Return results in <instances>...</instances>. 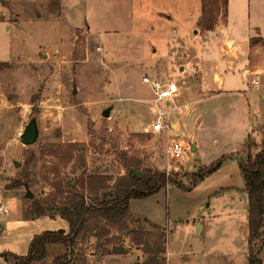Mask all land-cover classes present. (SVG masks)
Segmentation results:
<instances>
[{
	"label": "rangeland",
	"instance_id": "374dc122",
	"mask_svg": "<svg viewBox=\"0 0 264 264\" xmlns=\"http://www.w3.org/2000/svg\"><path fill=\"white\" fill-rule=\"evenodd\" d=\"M132 2L130 13L129 3L124 8L117 0H0V199L8 208L0 218V264H13L4 253L25 256L35 235L68 231L56 214L32 216V199L58 206L66 183L80 191L87 175L115 179L126 173L128 159L142 169L169 166V174L187 185L190 173L221 156L227 159L189 191L169 184L130 200L126 229L110 225L109 243L88 235L68 250L60 245L56 254L69 253V264H142L147 256L127 233L159 229L165 253L158 264H248L247 220L241 216L247 200L238 161L246 160L248 142L251 157L264 149V105L254 113L250 99L256 86L246 84L244 69L237 66L223 75V94L200 92L203 61L217 58L220 42L199 26L200 0ZM229 3L227 19L240 25L233 34L244 38L241 28L250 27V36H257L264 0ZM256 57L250 52L245 68L255 65ZM143 74L184 82L170 117L171 132L190 148L184 165L165 159L164 133L147 131L151 92L141 82ZM32 118L38 135L32 145H23L20 135ZM243 133L242 148L234 146ZM68 143L74 149L64 164L54 149ZM25 186L32 198L24 196ZM85 196L89 202L91 196ZM196 209L199 217L192 216ZM201 215L208 219L197 236L191 224ZM118 249L123 252L112 253ZM43 259L31 264H49V256Z\"/></svg>",
	"mask_w": 264,
	"mask_h": 264
},
{
	"label": "trees",
	"instance_id": "16d2710c",
	"mask_svg": "<svg viewBox=\"0 0 264 264\" xmlns=\"http://www.w3.org/2000/svg\"><path fill=\"white\" fill-rule=\"evenodd\" d=\"M227 0H200L201 30H211L217 23V19ZM224 5V6H222ZM260 39H249V45L259 44ZM64 150L60 152L61 147ZM250 142L246 147V160L238 161L247 194V228H248V264H256L255 258L258 245L264 236V149L258 151L253 157L249 153ZM74 149L73 143L56 145L54 152L64 164L71 160ZM227 156H221L208 167L200 168L189 174V183L185 185L175 176L161 170L142 169L139 161L128 159L126 168L141 172V178L133 173L117 176L115 179L103 174H90L82 178L80 191L70 187L66 183L64 189H59L60 195H64L63 201L56 206L48 199H32L30 213L32 216H54L55 214L66 220L68 231H45L35 235L29 245L25 256H16L9 253L1 254L5 259L11 258L13 264H31L46 256V249L50 245H62L65 249L82 243L88 235L96 240L105 239L109 243L108 227L118 224L122 232L126 229L125 217L129 214V202L132 199H144L169 184L177 186L183 191H189L199 180L216 170ZM113 180V181H112ZM112 181L109 185L108 182ZM85 194L91 196L87 202ZM127 236L135 245H141V250L147 256L142 264H158L160 255L165 253V233L154 229L130 230ZM118 249L112 253H121ZM69 253L58 254L52 264H69Z\"/></svg>",
	"mask_w": 264,
	"mask_h": 264
},
{
	"label": "crops",
	"instance_id": "0c3cea01",
	"mask_svg": "<svg viewBox=\"0 0 264 264\" xmlns=\"http://www.w3.org/2000/svg\"><path fill=\"white\" fill-rule=\"evenodd\" d=\"M120 6V3L124 5V8L127 7V4L129 3V11L131 13V6H132V0H117ZM228 4L229 0L226 2V7H225V15L222 16V13H220L217 23L215 26L211 29L208 30V33L215 36V38L220 41L217 47V58L214 60H204L203 61V77L200 83V92L203 94H206L207 92L211 90H215L216 92H220L219 94H223V85H224V74H230L233 73V70L237 67L240 66L239 69L241 68V72L245 68V64H247L248 61V54L255 53L256 54V59L257 63L255 65L251 66L250 68H255L258 75L256 78L259 81V84L256 85V88H254L253 91H256V94H252L250 99L252 102L256 105V108L254 109V113H257L262 109L264 103H262V96L264 95V38L261 36V33L264 31L263 25H264V20L261 22V25L255 26L254 29H257V36H250L249 30L250 27H242L241 29H245L244 38H238L235 34H233V30L235 27L240 26L238 25L237 21H235L234 25H231L230 21L227 19V14H228ZM159 14L164 15L162 12L157 11ZM131 22V21H130ZM240 30V27L237 28ZM248 31V32H246ZM250 38H258L260 39V43L256 44L252 47L249 45V39ZM178 48V54L183 51V46H179ZM189 50L192 49H185V52H188ZM206 54H211L209 50H206ZM243 78V72L241 74ZM252 113V114H254ZM244 137L245 133L242 134L240 137L241 142L234 143V146H238L240 143V147L242 148L244 144ZM198 143V142H197ZM193 143L192 146H194V150L196 151L199 148V144ZM243 188V187H242ZM241 187L236 188L237 190H242ZM246 200H247V194H246ZM208 202L205 206H208ZM211 205L209 206V208ZM198 208V206H197ZM208 208V207H206ZM204 209V208H202ZM197 210V209H196ZM210 212V211H209ZM199 217L198 210L192 214V216ZM209 216L214 215L211 214V212L208 214ZM242 218L246 220L247 218V213L242 212L241 213ZM208 219V217H205L203 215L200 216L199 218H194L193 222L191 224V230L192 226H199V231L197 229V236H199L202 233V230L204 229V223ZM185 226L188 227V223H185ZM248 232V228H247ZM264 239V236H263ZM60 247V245H50L46 249V256L44 257V261L48 259V256L50 257L49 259V264H52V261L54 257H56L58 254H56L57 249ZM167 250V248H166ZM49 251V252H48ZM255 258L258 261L256 264H264V242L262 241L257 248V251L255 253ZM40 262H44V261Z\"/></svg>",
	"mask_w": 264,
	"mask_h": 264
},
{
	"label": "built area",
	"instance_id": "2783aa9c",
	"mask_svg": "<svg viewBox=\"0 0 264 264\" xmlns=\"http://www.w3.org/2000/svg\"><path fill=\"white\" fill-rule=\"evenodd\" d=\"M258 75L255 68H246L243 70V78L248 86L258 85L259 81L256 78ZM142 84L146 85L151 97L148 100V108L151 118L148 124L147 131L152 133H164L166 135V143L164 145L163 154L168 162L185 164L189 158L190 148L185 141L176 133H172L171 113L178 110L176 100L180 94L183 81L175 82L171 77L159 79L147 74L141 76ZM191 168L189 165L188 169ZM166 175L169 174V166L163 170ZM8 215L6 204L0 199V218Z\"/></svg>",
	"mask_w": 264,
	"mask_h": 264
},
{
	"label": "water",
	"instance_id": "95a60500",
	"mask_svg": "<svg viewBox=\"0 0 264 264\" xmlns=\"http://www.w3.org/2000/svg\"><path fill=\"white\" fill-rule=\"evenodd\" d=\"M110 108H106L102 112V116L107 117L109 115ZM252 122H255L254 117L252 118ZM38 135V129L36 125V121L34 118L30 119L29 122L26 124L23 133L20 135V142L23 145H32L37 138ZM17 165V163H15ZM129 173H133L137 178H141V172L135 169H132L130 167L126 168ZM24 196L26 198H32V193L28 190V188L25 186V194ZM197 229L199 231V226H197Z\"/></svg>",
	"mask_w": 264,
	"mask_h": 264
}]
</instances>
